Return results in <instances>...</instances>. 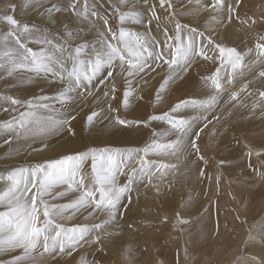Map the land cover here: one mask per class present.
<instances>
[{
  "label": "snow or ice",
  "instance_id": "obj_1",
  "mask_svg": "<svg viewBox=\"0 0 264 264\" xmlns=\"http://www.w3.org/2000/svg\"><path fill=\"white\" fill-rule=\"evenodd\" d=\"M187 3L193 5L191 9L185 8L193 18L208 10L204 0H187ZM242 5L243 0H211L216 28H226L235 22L249 28L264 24V17L259 20L241 17ZM16 7L9 4L0 12V27L6 28L0 34V47L5 49L0 56V79L18 76L30 83V76L38 77L54 85L57 95L23 99L4 94L0 97L3 100L0 110L16 115L0 124V128L25 139L37 132L56 139L75 138L78 135L73 124L78 112L76 99L87 95L95 101L102 95L107 109L90 108L86 114L84 123L90 137H104L107 142L111 137L150 127L153 121L166 122L169 125L166 134L173 136L162 144L156 138L158 130L154 131L151 147L144 148L143 155L136 150L85 146V150L60 159L34 167L14 168L6 177L0 176V181L6 184L0 190V206L4 208L0 211V264H42L44 257L63 259L74 254L80 257L77 264H102L109 245L119 239L123 231L136 227L128 213L139 201L138 186L154 187L159 194L167 172L175 168V165L145 159L150 151L157 155H183L185 159L195 157L194 162L209 163L199 141L209 124L220 122L216 110L223 101L222 93L228 91L227 85L232 84L246 58L250 59L249 67L264 65V33L257 35L254 47L246 52L225 47L210 33L206 35L208 30L200 24H193L191 20L185 23L183 12H177L173 0H24L23 7L36 12L41 18L40 25L22 22L15 15ZM135 25H144L145 32L133 31ZM168 25H172L171 30ZM154 31H159L163 39L154 35ZM30 43L42 47L35 51ZM213 50L218 52V57L209 54ZM217 58L220 65L210 75L202 77L205 85L210 82L213 89L207 99L181 100L169 112L151 115L143 121L128 120L120 115L121 107H128L134 93L138 92V98H143V88L150 74L165 72L157 90L159 99L169 83L185 81L200 64L215 63ZM222 72L226 73L225 77L221 76ZM258 76L264 81V70ZM121 82L122 105L115 103ZM258 95L264 99V91ZM237 99L238 93L232 92L229 97L232 103L221 115L227 113L230 117ZM52 101L58 102L60 108ZM188 108L198 114L191 118L176 115ZM42 111L50 115H40ZM227 131L224 128L219 134L225 135ZM12 139L9 137L4 143ZM49 146V141L41 142V150ZM244 148L249 160L253 155L257 159L264 157V149L257 150L248 144ZM89 157L91 172L86 173L82 165ZM134 162L137 166H133ZM225 163L224 159L219 161L220 166ZM249 168L264 188V162L259 171L251 163ZM198 175L205 176L206 169L199 168ZM118 176H124L126 182L120 184ZM58 185H67V189L53 195L52 190ZM68 191L78 193L68 203L58 205L46 199L54 200L67 195ZM69 210L73 215L85 211L86 220L96 221L99 217V221L66 227L58 221L68 219L65 214ZM178 223L186 221L181 219ZM253 231L248 234L246 247L258 245L264 249V231L259 235H253ZM89 250L96 253L91 260L85 255ZM134 256L129 248L125 264H135Z\"/></svg>",
  "mask_w": 264,
  "mask_h": 264
},
{
  "label": "rangeland",
  "instance_id": "obj_2",
  "mask_svg": "<svg viewBox=\"0 0 264 264\" xmlns=\"http://www.w3.org/2000/svg\"><path fill=\"white\" fill-rule=\"evenodd\" d=\"M1 1L3 0H0V12L7 5L15 4L17 6L15 15L18 19L30 24H41V18L35 11L32 13L29 11L30 8L23 7L24 0H5L4 3ZM204 2L208 4V10L201 11L193 18L189 12L185 11L186 7L191 9L193 5L188 4L187 0H173L177 12H183L185 15V23L191 20L193 24H200L203 29L208 30L206 35L210 33L225 47H235L237 50L246 52L248 48L254 47L257 35L264 33V24L249 28L235 22L226 28L217 29V21L212 19L215 13L211 11V0H204ZM105 7H107L106 4ZM239 11L241 17L247 16L250 19L259 20L264 17V0H243ZM168 27L172 29V25ZM132 30L143 34L146 29L144 25H135ZM4 31L6 28L0 27V34ZM153 34L163 39L159 31H154ZM29 46L35 51H39L42 47L35 43H30ZM4 50L0 47V56ZM209 54L219 56L215 50ZM249 63L250 59L246 58L244 66L234 75L232 84L227 85L228 91L222 93L223 101L216 110L220 122L217 124L213 121L209 124L199 141L202 152L209 160L207 165L194 162L195 157L185 159L183 155H157L150 151L145 157L148 160L175 165V168L167 172L159 194L154 187L138 186L139 201L128 213V216L135 221L136 227L132 231H123L119 239L109 245L110 250L104 256L102 264H125L129 248L135 253V264H161V262L162 264H261L264 262V249L258 245L246 247L245 244L250 230H254L253 235H259L264 231V188H261L262 182L257 175L253 174V169L249 168L251 163L257 171L261 170L264 157L257 159L253 155L249 160L244 148V145L248 144L257 150L264 149V107H254L264 105V99L258 95L260 91H264V81H261L258 76L259 72L264 70V65L254 64L249 67ZM219 65L218 58L215 63L208 61L200 64L190 78L183 82L169 83L160 93L159 99H157V90L165 72L150 74L148 84L143 88V98H138L140 95L138 92L134 93L130 97L128 107H121L120 115L128 120L143 121L151 115L169 112L170 108L181 100L207 99L213 89L210 82L205 85L202 77L210 75ZM221 76L225 77L226 73L222 72ZM30 80L29 83L28 79L21 80L18 76L0 79V97L7 94L31 99L33 96L57 95V89L48 81L34 76H30ZM139 83L143 84V81ZM122 92L121 82L120 94L115 103L122 105ZM232 92L238 93L235 107L231 108L230 117L227 113L221 115L225 107L232 103L229 100ZM0 103H3L2 99ZM52 103L56 108H60L58 102L52 101ZM75 105L78 108L77 120L73 121L78 131L75 138L64 136L63 139H56L37 132L25 139L23 136L17 137L15 132H7L0 128V176L6 177L7 172L14 168L34 167L37 164L60 159L64 155L85 150V146L119 148L122 151L136 150L143 155L142 150L151 147L156 130H158L156 138L162 144L173 138L171 134H166L169 125L162 121H153L150 127H140L129 134L111 137L107 142L104 137L98 139L90 137L87 125L84 123L86 114L90 108L99 111L100 106H103L107 109L105 97L101 95L98 100L93 101L92 97L85 95L77 98ZM23 110L20 108V111ZM39 114L50 115L46 111ZM197 114L196 110L188 108L176 115L191 118ZM12 115L16 113H5L0 110V124L10 119ZM224 128L228 131L221 136L219 132H223ZM9 137L13 139L5 144L4 140ZM44 140L49 141L50 146L41 150V142ZM33 148L36 150L34 151ZM222 159L227 163L220 166L219 161ZM90 165L89 157L83 163L82 171L90 173ZM133 166H137L135 162ZM199 168L206 169L205 176L198 175ZM118 181L123 184L126 178L118 176ZM156 183L153 181V184ZM4 187H6L5 182L0 181V190ZM66 189L67 185H58L52 190L53 195ZM77 196L78 193L68 191L67 195L54 200L51 197L46 199L50 203L61 205L72 201ZM132 197L135 200V191ZM2 210L4 208L0 206V211ZM65 215L68 219L58 222L66 227L99 221V217L96 221L91 218L86 220L87 212L85 211L73 215L72 210H69ZM237 216H239L238 220L235 219ZM181 219L186 223H178ZM85 255L91 260L96 253L89 250ZM3 258L7 259V257ZM79 259L80 257L75 254L71 258L63 259L44 257L42 264H57V260L59 264H77Z\"/></svg>",
  "mask_w": 264,
  "mask_h": 264
},
{
  "label": "bare ground",
  "instance_id": "obj_3",
  "mask_svg": "<svg viewBox=\"0 0 264 264\" xmlns=\"http://www.w3.org/2000/svg\"><path fill=\"white\" fill-rule=\"evenodd\" d=\"M1 2H2V1H1ZM4 2H5V0H3V2H2V3H4ZM2 3H1V4H2ZM27 11H28V10H27ZM29 11H30V12H32V13L34 12V11H33V10H31V9H30ZM184 16H185V15H184ZM136 32H139V31H136ZM139 33H142V32H139ZM133 103H134V102H133ZM133 103H132V104H133Z\"/></svg>",
  "mask_w": 264,
  "mask_h": 264
}]
</instances>
